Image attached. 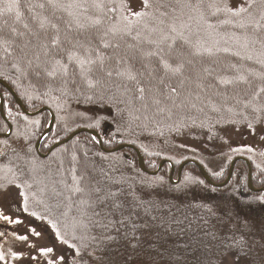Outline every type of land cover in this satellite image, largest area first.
Wrapping results in <instances>:
<instances>
[{"label": "trees", "instance_id": "1", "mask_svg": "<svg viewBox=\"0 0 264 264\" xmlns=\"http://www.w3.org/2000/svg\"><path fill=\"white\" fill-rule=\"evenodd\" d=\"M134 1L0 0V79L29 112L47 107L55 114L43 155L85 127L108 150L138 149L149 172L170 159L177 177L179 165L193 159L221 184L233 152L171 153L183 150L185 139L203 149L231 134L264 142V0ZM0 91L12 126L0 139L2 183L15 181L28 207L58 210L76 264H216L229 247L245 252L244 264H264V248H257L264 238L250 225L251 217L264 219V192L249 191L245 163L214 189L193 165L177 186L168 182V165L149 176L133 149L116 163L119 153L101 152L88 134L42 158L35 143L48 113L26 117ZM83 108L94 117L74 119L72 109ZM7 131L0 114V134ZM252 155L244 156L260 189L264 153ZM192 178L200 193L189 192ZM160 180L168 189L163 203L155 199Z\"/></svg>", "mask_w": 264, "mask_h": 264}, {"label": "rangeland", "instance_id": "2", "mask_svg": "<svg viewBox=\"0 0 264 264\" xmlns=\"http://www.w3.org/2000/svg\"><path fill=\"white\" fill-rule=\"evenodd\" d=\"M133 2H134V3H132L133 5L138 4L137 1L133 0ZM0 80H2V79H0ZM0 87H2V86H0ZM0 93H1V91H0ZM2 97H3V95H2ZM30 113H34V112H30ZM70 113L74 117V119L79 118V120H82L83 118L89 117V116L94 117L92 115L91 111H88L84 108L80 109V110L72 109V111ZM54 116H55V114H54ZM55 122H56V117H55ZM79 129H88V128L81 127V128H78L77 130H79ZM77 130H75V131H77ZM88 130H91V129H88ZM7 133H8V131H7ZM11 133H10V135H11ZM82 134H86V133H82ZM1 135H5V134H1ZM10 135L8 137H10ZM232 135H236V134L228 135L227 136V137H229L228 140L225 139V141L224 140L220 141L216 148H211V149H208V148L203 149L200 146L193 144L192 140H190V139H185V141L181 140V144H183L185 148L183 150H180V149L175 150L176 152L171 153V157L177 158V157H180L182 155V153L190 154L191 152L197 153L198 156H200L202 158H206V156L212 155V154H214V156L220 155L221 157H224V156L229 157L230 155H232L230 152H233L235 154V156L233 155L234 157L231 158V161H230V164L228 167V172H229L231 162L235 158L241 157V158L247 159V158H245V156H247V155L264 153V144H263L264 142L262 140L261 141L258 140V138L256 140L255 139L256 136L250 137V138H246V137L241 138L239 136L233 137ZM99 136L101 137L100 134H99ZM7 138H2V139H7ZM101 140H102V137H101ZM94 141L96 142V140H94ZM257 142H258V144H257ZM36 143H35V145H36ZM96 144H97V142H96ZM123 145H127V144H123ZM97 146H98V144H97ZM102 146H103V141H102ZM98 148H99V146H98ZM106 150H108V149H106ZM123 150H125V149H123ZM123 150H120L118 152H114V153H119V155H120L119 158L113 159L116 161V163H124L122 160L126 161L127 156H125V155L127 153L122 152ZM100 151H101V149H100ZM255 151L257 153H250V152H255ZM0 153H1V149H0ZM51 153L48 154L46 157L50 156ZM221 153H222V155H221ZM46 154H44V155H46ZM111 154H113V153H111ZM241 155H243V156L245 155V156L243 157ZM42 158H45V157H42ZM51 160L54 161L55 159H51ZM136 160H137V155H136ZM143 160H144V158H143ZM191 160H193V159H191ZM163 161H169L174 165V163L170 159H164ZM160 163H159V165H160ZM205 164L211 168V167H213V164H216V163H205ZM159 165L157 166V169L155 171H158ZM165 165H168V164H165ZM165 165H163V167ZM137 166H138V163H137ZM174 167H175V165H174ZM251 167H252V165H251ZM234 168H235V166H234ZM138 169H139V167H138ZM160 170L158 171V173L160 172ZM155 171H152V172H155ZM1 172H2V170L0 169V173ZM170 172H171V169L169 166V173H168L169 184L172 186L179 185L181 178H182V172H181L179 181H178V169H177V177L176 176L174 177V174H173V180L175 182H177L176 184L170 183V181H169ZM174 173H175V168H174ZM252 173H253V170H252ZM43 174L52 175L49 173V170L48 171L44 170ZM227 176H228V173H227ZM247 177H248V169H247ZM52 178L53 177L51 176V180H52ZM226 179H227V177H226ZM226 179H225V181H226ZM5 181H6V183H2L1 176H0V264H76V262H75L76 251L73 248V245L71 243H69V241L66 238H64V236L62 234V230L59 227L60 226V222H59L60 221V214H59L58 210L55 211L52 209L51 206H44L43 207V206H40L39 204H36V205L34 204L33 206H29L31 208L30 209L27 205L28 203L25 199V195H24L23 191L20 189V187L13 184V182H15V181H13L12 179H8V180L5 179ZM160 182L161 183H159V182L154 183L155 186L159 187V189L157 190V195H156V197L158 196V198H155V197L154 198L156 200H159L160 203H163V200L166 197H168L167 196L168 194H164V192L168 193V191H167L168 189H166V184L164 181L160 180ZM162 182H164V183H162ZM187 183H188L190 193H193V194H194V192L200 193L201 189H203V187L200 185L198 179H196V178H192V179L187 180ZM223 183H221V184H223ZM217 185H219V184H217ZM227 185H225V186H227ZM247 187H248V185H247ZM222 188H214V189H222ZM262 188H264V187H262ZM255 189H257V188H255ZM253 193H255V192H253ZM259 193H261V192H259ZM47 201L50 202L51 200L50 201L45 200L46 203H47ZM65 213L66 212H63L64 218H65ZM251 218L253 219L250 222L251 228L253 229V231L255 233L261 235L264 238V219H262V218L258 219L255 216H254V218L253 217H251ZM249 232H251V230H249ZM263 244L264 243L261 242L259 245H257V248H260V249L264 248ZM244 255H245V252L240 253L236 249L229 247L226 250V252H221L220 254L216 255L215 258L212 260V262H216V264H244V262H243L245 260V259H243ZM105 257L108 259L113 258V257H109V256H105ZM247 258L248 257H246V260L250 261ZM105 262L106 261H104V263Z\"/></svg>", "mask_w": 264, "mask_h": 264}, {"label": "water", "instance_id": "3", "mask_svg": "<svg viewBox=\"0 0 264 264\" xmlns=\"http://www.w3.org/2000/svg\"><path fill=\"white\" fill-rule=\"evenodd\" d=\"M0 86H2L13 98L15 104L21 109L22 113L27 116V117H35L43 112H47L49 114V122L43 132V134L41 135V137L39 138V140L37 141L36 145H35V150H36V153L40 156V157H46L48 154H50L52 151H54L55 149L59 148L60 146H63L67 143H69L75 136L79 135V134H82V133H86V134H89L94 140H96L99 148L101 149V151L105 154H111V153H114V152H118L120 150H123V149H133L134 152L136 153L137 155V163H138V167L139 169L149 175V176H155L158 174V171L163 167V165L165 164H168L170 166V169H171V172H170V176H169V181L171 184H176L177 182H175L173 180V174H174V165L169 162V161H162L158 167V171H155V172H149L147 171L146 167H145V164H144V160H143V157L141 155V153L139 152V150H137L136 148L132 147L131 145H120L118 146L117 148L113 149V150H106L103 146H102V140H101V137L99 136V134L94 131V130H88V129H79L75 132H73L68 138L64 139L63 141H60V142H57L56 144H54L50 150L48 151V153L46 155H42L40 153V147H41V144L43 143V141L48 137L52 127L54 126L55 124V116L53 114V112L49 109V108H42L34 113H30L26 110V108L24 107L23 103L21 102V100L19 99V97L17 96L16 92L3 80H0ZM0 113H1V116L2 118L4 119V121L7 123V126H8V133L5 134V135H1L0 134V139L2 138H7L11 131H12V126L11 124L7 121L5 115H4V100H3V97H2V94L0 93ZM243 162L246 164L247 166V169H248V177H247V185H248V189L251 191V192H255V193H259V192H264V188H261V189H255L253 187V184H252V167H251V164L250 162L247 160V159H244V158H241V157H238V158H235L232 162H231V165H230V168H229V172H228V176H227V179L226 181L223 183V184H214L212 182V180L210 179L209 175L207 174V172L205 171V169L203 168V166L201 164H199L197 161L195 160H187L185 162H182L178 168V181H179V178H180V175H181V172L183 170L184 167H186L187 165H193L195 166L198 171L200 172L203 180L211 187L213 188H222L224 187L225 185H227L232 177V174H233V170H234V166L237 162Z\"/></svg>", "mask_w": 264, "mask_h": 264}]
</instances>
